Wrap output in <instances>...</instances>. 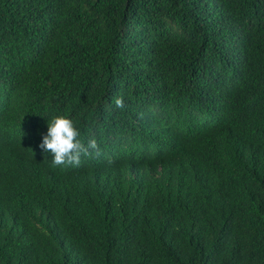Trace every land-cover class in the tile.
Returning a JSON list of instances; mask_svg holds the SVG:
<instances>
[{"label": "trees", "instance_id": "1", "mask_svg": "<svg viewBox=\"0 0 264 264\" xmlns=\"http://www.w3.org/2000/svg\"><path fill=\"white\" fill-rule=\"evenodd\" d=\"M0 199V264H264V0H0Z\"/></svg>", "mask_w": 264, "mask_h": 264}, {"label": "clouds", "instance_id": "2", "mask_svg": "<svg viewBox=\"0 0 264 264\" xmlns=\"http://www.w3.org/2000/svg\"><path fill=\"white\" fill-rule=\"evenodd\" d=\"M109 106L123 108V98H116L109 102ZM191 130L188 134L189 139L193 141L194 145H201L207 147L212 140H217L219 129L212 127H203L201 130H197L194 124L190 121L188 115L183 116L179 119ZM170 125L164 121L154 118L149 125L150 138L145 137V147L148 149V155L152 153L161 156L164 154V148L162 146L169 137ZM222 133V131L220 132ZM79 131L74 125L71 119L64 116L54 117L48 123V132L43 137L42 143L39 145L41 150L45 153H51L53 159L51 161L53 167L63 166L66 170L70 166L78 167L81 163L82 156H89L95 153L97 156L100 155L99 145L95 139H91L85 146L79 139ZM218 143L220 140L217 141ZM5 146V144H4ZM17 151V150H16ZM2 159L10 162L14 168H22L19 164H14L8 158L2 157ZM68 167V168H67ZM0 205H5L0 199Z\"/></svg>", "mask_w": 264, "mask_h": 264}]
</instances>
